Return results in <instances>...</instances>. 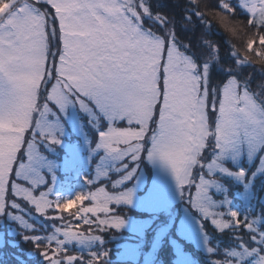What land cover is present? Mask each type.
Listing matches in <instances>:
<instances>
[{
  "label": "rangeland",
  "instance_id": "obj_1",
  "mask_svg": "<svg viewBox=\"0 0 264 264\" xmlns=\"http://www.w3.org/2000/svg\"><path fill=\"white\" fill-rule=\"evenodd\" d=\"M150 1L157 6L162 0ZM237 5L251 20L263 22L264 0H237ZM2 11L4 5L0 2ZM209 14L215 16L232 39L239 38L237 33L242 32L243 21L216 11ZM145 27L160 31L157 24L147 20ZM173 29H177L175 24H167L165 31ZM175 33L177 39H184L185 36L179 38ZM61 36L57 26L55 38L49 35L46 41V65L35 105L38 111L32 113L31 121L0 118V249L7 256L16 253L21 258V248L13 233L17 225L31 228L35 211L43 218L50 217L38 232L43 246H37V240L36 248H28V259L36 264H75L76 256L65 252L68 246L95 255L99 247L90 248L97 241L104 242L98 231L113 236L118 247L113 260L119 264H162L160 251L164 243L171 249L170 258L166 259L170 264H198L185 249V242L205 253L213 264H264V197L257 200L253 188L256 178L264 181V82L255 89L238 80L229 84L230 91L239 97L237 108L246 109L251 117L248 126L238 129L225 151L215 132L218 114L209 113L215 117L213 135L207 137L203 155L194 163H184L181 174L187 182L181 183L172 166L157 156L150 160L148 153L136 155L135 150L129 151L123 145L120 151L98 146L107 135V121L103 117L82 111L76 105L67 106L64 112L54 104L49 105L52 112L44 108L60 57L80 40L78 36H65L62 40ZM197 52L201 62L216 59L215 54L205 55L198 49ZM47 69H52L53 81H48ZM213 86H217L219 104L216 83L209 86V102ZM156 111L158 115V106ZM208 125L211 128V119ZM119 126L127 125L121 120ZM156 127L153 122L152 128ZM17 146L19 157L15 156ZM130 208L140 214H129ZM7 222L12 223V228L5 235L3 228ZM230 225H241L245 237L215 250L206 226L220 232ZM49 247L56 250L49 253ZM58 250L63 252L58 254ZM1 257L4 256L0 254V264Z\"/></svg>",
  "mask_w": 264,
  "mask_h": 264
},
{
  "label": "snow or ice",
  "instance_id": "obj_2",
  "mask_svg": "<svg viewBox=\"0 0 264 264\" xmlns=\"http://www.w3.org/2000/svg\"><path fill=\"white\" fill-rule=\"evenodd\" d=\"M0 2L4 5L0 12V118L30 122L38 111L37 90L46 65L43 52L58 26L62 40L65 36L80 40L60 57L54 81L52 69H47L53 86L44 108L52 112L49 105L54 104L64 112L76 105L103 117L107 135L98 146L120 151L123 145L136 155L147 151L150 160L157 156L167 162L178 181L186 183L181 168L203 155L207 137L213 135L209 113L218 114L215 132L225 151L238 129L247 128L251 117L246 109L237 108L239 97L229 89L237 78L224 72L219 104L217 86L211 88L209 102V84L221 75L218 67L190 56L187 46L177 43L174 29L165 31L167 17L153 12L150 0ZM146 20L160 31L146 28ZM121 120L127 126H119ZM20 154L17 146L15 156Z\"/></svg>",
  "mask_w": 264,
  "mask_h": 264
},
{
  "label": "trees",
  "instance_id": "obj_3",
  "mask_svg": "<svg viewBox=\"0 0 264 264\" xmlns=\"http://www.w3.org/2000/svg\"><path fill=\"white\" fill-rule=\"evenodd\" d=\"M150 2L152 4L153 12H156L155 10L160 8L158 12L163 14L164 17H167L168 24H175L177 28L175 29V32H177L179 38H183V36H185L183 40L176 38V41L182 48H184L185 45L187 46L185 50L190 56L194 57L198 61H202L201 58L198 57L197 49L204 52L205 55L215 54L216 59L211 63L214 67H218L221 75H217L211 80L209 84L210 87L212 83L220 85V83H222V74L228 71H230L237 78L241 85L245 84V86L251 87L252 89H255V87L264 82V19L261 23L251 20V18L247 15V12L239 8L237 0H162L157 6L153 1ZM212 11H216V13L220 12L224 15H230L239 21H243L244 24L242 25V32L237 33V35L240 33L239 38L232 39L216 20L215 16L213 14H209ZM247 21H249V23H245ZM184 24H186L187 27H185ZM203 38L207 39L203 40ZM50 44L52 47V42H50ZM52 56H54V50L52 52ZM249 77H251V79H249ZM263 185L264 181L257 180V178L253 183V188L255 189L254 195L256 194L255 197L257 200L264 197ZM14 211L16 210L14 209ZM57 211L59 210L57 209ZM127 211L131 215L140 214L136 213L133 208H130ZM117 212H119V210H117L116 213ZM28 216L29 217L27 219L30 221V215ZM31 216H35L31 220V228H22L17 225V227H15L17 231L13 233L15 238L18 239L17 246H20L19 248H21V250L18 251L21 258H18V256L15 255L16 253L14 255L7 256L6 251L4 249H0V254L4 256L1 257L2 264H36V262L33 263V261L28 259L30 256L28 248L43 246L42 242L39 241L38 232L42 230L40 228L43 224L46 225L45 222L49 221L50 217H46L48 219L47 220L45 217H42L41 213H35V211L32 212ZM63 219H66V217ZM75 220H77V218ZM7 223L3 228L5 235L6 233L8 235L12 228V223ZM70 224L74 225V227L79 226L76 222H71ZM37 226L39 228H37ZM83 226H86V224ZM79 227L83 229L82 226ZM206 228L208 235H210V243L215 250H220L226 247V245L229 242L231 243L232 240L245 237L244 229L241 225H230L225 231L220 232L209 228V226H206ZM29 232H32L33 236H31ZM98 232H100L101 236L104 237V242L97 241L98 243L90 248V250H92L95 247H99L98 249H95L96 251L94 250L96 252L95 255H93L92 252L89 253L88 251L80 252L76 246L67 247L65 252L70 254L69 256H76L74 260L75 264H119L113 260L114 255L118 250L117 245H114L115 241L112 239L113 236L110 235L109 232L107 234H104L103 231ZM31 237L32 241L30 240ZM37 240L39 241V244L36 246V243L34 242H38ZM18 242L20 244H18ZM184 245L185 249L191 252V254L196 258L198 264H213L206 258L207 255L205 253L203 254L201 251L195 250L191 245H187L186 242ZM55 250L56 248L53 247L48 248L49 253H52ZM62 252L63 251L58 250V254ZM170 252L171 249H169V245L164 243V247L160 251V254L164 259V263L162 264H170L166 260L167 258H170ZM55 255H57L56 252ZM93 256H96V258ZM82 258L83 261H79L82 260Z\"/></svg>",
  "mask_w": 264,
  "mask_h": 264
}]
</instances>
